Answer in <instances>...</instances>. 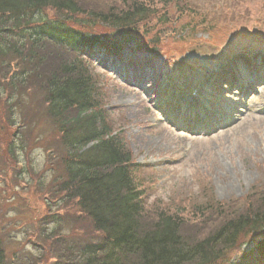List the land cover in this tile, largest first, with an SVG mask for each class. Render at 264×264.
I'll return each instance as SVG.
<instances>
[{
    "label": "rangeland",
    "instance_id": "1",
    "mask_svg": "<svg viewBox=\"0 0 264 264\" xmlns=\"http://www.w3.org/2000/svg\"><path fill=\"white\" fill-rule=\"evenodd\" d=\"M138 1L155 10L131 33L154 49V53L139 56L154 59L156 85L149 81L145 92H131L98 77L96 71L92 76L99 86L112 129L121 132L137 165L135 176L144 192L146 221L153 220L159 211L177 213L184 220L181 235L193 242L222 222L216 213L197 212L200 204L215 200L228 205L226 209L232 212L244 209L249 200L254 203L257 196L264 195L263 108L254 106L257 112H247V118L235 125L204 138L191 139L174 129V125L157 120L156 106L161 104L160 100L167 102L174 97L183 106L192 105L203 89L198 101L204 103L202 98L208 86L204 88L202 80L209 82L214 70L210 67L198 73L194 65H208L210 56L220 63L218 60L225 57L244 59L249 50L264 51V0H184L183 9L170 3L174 0ZM80 6L85 13L75 18L81 23L93 22L86 17L87 12H106L112 6L124 8L120 0H80ZM45 14L47 19L57 18L51 10ZM166 17L168 21L163 22ZM79 22L70 25L93 35L109 36L112 32L101 24L84 29ZM48 50L41 48L38 57L41 61L50 58L56 62L53 55L56 53ZM2 61L0 241L7 264H39L36 260L42 256L41 250L48 256L50 250L56 252L55 256L60 253V249L58 253L53 249L51 241L46 244L42 241L41 221L49 222L53 216L60 220V233L67 242L87 237L91 230L87 221L78 219L73 203L66 202L64 193H59L56 181L61 175L64 150L57 126L45 115L44 90L39 89L38 81L17 88L12 112L18 128L11 127L5 103L10 100L6 78L22 68L11 58ZM48 67L44 66V75ZM260 95L264 98V92ZM216 96L214 101L219 100ZM250 250V246L241 244L225 256L222 264H264V257L248 256ZM241 255L248 256L245 262Z\"/></svg>",
    "mask_w": 264,
    "mask_h": 264
},
{
    "label": "trees",
    "instance_id": "2",
    "mask_svg": "<svg viewBox=\"0 0 264 264\" xmlns=\"http://www.w3.org/2000/svg\"><path fill=\"white\" fill-rule=\"evenodd\" d=\"M120 3L124 8L87 12L95 22L116 29L107 40L72 28L70 24L79 22L75 16L85 13L80 0H0V60L11 58L22 68L6 78L10 92V100L5 101L9 107L7 121L18 128L12 112L14 93L29 81H38L39 89L44 90L45 115L57 126L64 150L56 181L59 193L73 203L78 219L87 221L91 230L87 237L67 242L60 233V220L53 216L49 222L41 221L42 241H51L60 253L55 256L50 250L48 256L41 250L36 262L46 264L54 255L49 264H222L226 254L241 244L264 248L261 194L254 203L247 200L244 209L232 212L226 209L228 205L215 200L200 204L197 212L216 213L222 222L195 242L181 235L184 220L177 213L159 211L153 220L146 221L144 192L135 176L137 165L101 110V94L88 63L78 56L85 46L110 51L111 46H129L130 38L123 37L126 31L155 13L136 0ZM46 8L58 12V19L48 21L43 11ZM162 21H168L167 17ZM79 24L84 29L95 25L87 21ZM41 48L56 53V62L50 58L41 61ZM45 65L49 67L44 75ZM0 264H7L1 241Z\"/></svg>",
    "mask_w": 264,
    "mask_h": 264
}]
</instances>
